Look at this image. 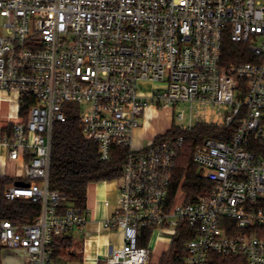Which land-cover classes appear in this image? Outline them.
I'll use <instances>...</instances> for the list:
<instances>
[{
    "label": "built area",
    "instance_id": "1",
    "mask_svg": "<svg viewBox=\"0 0 264 264\" xmlns=\"http://www.w3.org/2000/svg\"><path fill=\"white\" fill-rule=\"evenodd\" d=\"M225 38L253 60L225 65ZM25 96L34 103L21 115ZM187 103L228 106L208 124L234 132L193 151L212 189L190 200L182 179L170 199L184 136L166 132L136 147L134 132L148 109ZM71 104L103 161L114 146L130 148L117 206L101 223L120 230L123 244L100 264H151L142 230L174 237L181 223L195 235L178 264H264V0H0V176L14 180L4 197L40 205L31 221H0V254L20 250L25 264H53V241L87 223L86 209L67 206L50 185L55 123ZM173 117L182 130L201 123L184 126L183 111Z\"/></svg>",
    "mask_w": 264,
    "mask_h": 264
},
{
    "label": "trees",
    "instance_id": "2",
    "mask_svg": "<svg viewBox=\"0 0 264 264\" xmlns=\"http://www.w3.org/2000/svg\"><path fill=\"white\" fill-rule=\"evenodd\" d=\"M241 56V57H240ZM253 58L247 46L233 43L229 38L224 40L223 63L252 61ZM34 100L25 96L21 104V115H25L29 104ZM67 120L55 123L52 141V157L50 170V185L52 189L63 192L67 206L86 209L87 190L91 184L113 181L122 176V167L129 154L128 146H114L111 158L103 161L96 142L84 137L80 129V116L75 106L67 105ZM65 107V108H66ZM234 132L232 127L218 128L214 124L198 123L191 130H182L172 125L167 135H183L184 141L177 150L175 165L170 187V199L176 193L179 183L184 179L183 188L190 200L198 199L212 189V184L203 178L199 166L193 161V151L206 137L228 141ZM162 135L157 136V140ZM14 180L8 176H0V221H31L40 213V205L28 199L8 201L4 197L6 186ZM153 228H144L140 237V246H147L152 236ZM195 233L189 225L181 223L174 236L170 249L163 255L159 264H178L186 254V245ZM72 238L53 241L54 261L62 260L70 253ZM245 260L240 257V261ZM233 261L236 260L232 259ZM231 260V261H232Z\"/></svg>",
    "mask_w": 264,
    "mask_h": 264
},
{
    "label": "crops",
    "instance_id": "3",
    "mask_svg": "<svg viewBox=\"0 0 264 264\" xmlns=\"http://www.w3.org/2000/svg\"><path fill=\"white\" fill-rule=\"evenodd\" d=\"M8 109V103L3 102L2 113H5ZM152 110L153 112L157 111L154 108L148 109L144 125L134 132L133 144L136 147L161 135L160 130H156L150 123ZM149 133H152L151 137H147ZM5 160V150L0 147V163L5 162ZM9 166L5 165L4 167L8 169ZM118 197V180L98 182L88 187L86 201L87 223L84 231L82 234L77 232L70 233L69 236L72 238L70 253L65 254L62 260H53V264L58 262V264H100L109 256L112 249L123 244V233L120 230H106L101 225L105 219L113 215ZM173 238V234L170 231L157 229L152 232L151 239L147 245L150 247V251L160 247L157 264L160 263L163 255L170 249Z\"/></svg>",
    "mask_w": 264,
    "mask_h": 264
},
{
    "label": "rangeland",
    "instance_id": "4",
    "mask_svg": "<svg viewBox=\"0 0 264 264\" xmlns=\"http://www.w3.org/2000/svg\"><path fill=\"white\" fill-rule=\"evenodd\" d=\"M156 112L152 110V117L150 120L151 125L157 130H160V134H165L172 123L180 124L177 118L173 117V112L177 114L179 111H183L184 119L182 124L184 126H189L192 122L195 125L197 122H205V123H218L223 120V114L229 110L228 106L225 105H199L195 104L193 108L190 107V103L182 104L177 107L174 111L172 109H155ZM4 120V119H2ZM4 122L0 121V125H3ZM152 133H149L147 137H151ZM11 168V167H10ZM154 237V236H153ZM158 247L155 250L150 251L151 264H157L158 255H159ZM59 263V262H58ZM57 263V264H58ZM0 264H25V256L20 250H3L0 254Z\"/></svg>",
    "mask_w": 264,
    "mask_h": 264
},
{
    "label": "water",
    "instance_id": "5",
    "mask_svg": "<svg viewBox=\"0 0 264 264\" xmlns=\"http://www.w3.org/2000/svg\"><path fill=\"white\" fill-rule=\"evenodd\" d=\"M15 185H17V186H28L27 183H24V182H22V181H16V182H15Z\"/></svg>",
    "mask_w": 264,
    "mask_h": 264
},
{
    "label": "bare ground",
    "instance_id": "6",
    "mask_svg": "<svg viewBox=\"0 0 264 264\" xmlns=\"http://www.w3.org/2000/svg\"><path fill=\"white\" fill-rule=\"evenodd\" d=\"M7 102V101H4V103ZM3 110H2V106H1V117H5L6 116V113L8 112V110L5 112V113H2Z\"/></svg>",
    "mask_w": 264,
    "mask_h": 264
}]
</instances>
